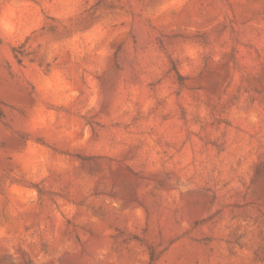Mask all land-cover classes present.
I'll use <instances>...</instances> for the list:
<instances>
[{
	"label": "rangeland",
	"instance_id": "obj_1",
	"mask_svg": "<svg viewBox=\"0 0 264 264\" xmlns=\"http://www.w3.org/2000/svg\"><path fill=\"white\" fill-rule=\"evenodd\" d=\"M0 264H264V0H0Z\"/></svg>",
	"mask_w": 264,
	"mask_h": 264
},
{
	"label": "trees",
	"instance_id": "obj_2",
	"mask_svg": "<svg viewBox=\"0 0 264 264\" xmlns=\"http://www.w3.org/2000/svg\"><path fill=\"white\" fill-rule=\"evenodd\" d=\"M154 259V257H153V255H152V253H151V260H153Z\"/></svg>",
	"mask_w": 264,
	"mask_h": 264
}]
</instances>
